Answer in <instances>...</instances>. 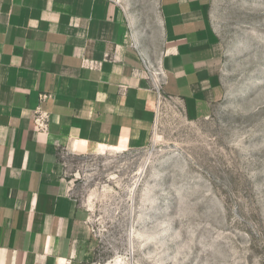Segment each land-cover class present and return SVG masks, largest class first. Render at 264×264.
I'll use <instances>...</instances> for the list:
<instances>
[{"label":"crops","instance_id":"crops-1","mask_svg":"<svg viewBox=\"0 0 264 264\" xmlns=\"http://www.w3.org/2000/svg\"><path fill=\"white\" fill-rule=\"evenodd\" d=\"M210 2L161 0L158 83L116 1L0 0V264L93 259L64 150L145 146L159 97L213 114L225 93Z\"/></svg>","mask_w":264,"mask_h":264},{"label":"rangeland","instance_id":"rangeland-1","mask_svg":"<svg viewBox=\"0 0 264 264\" xmlns=\"http://www.w3.org/2000/svg\"><path fill=\"white\" fill-rule=\"evenodd\" d=\"M152 71L161 0H114ZM224 98L208 118L159 97L145 146L63 161L94 232L88 264H264V0H211Z\"/></svg>","mask_w":264,"mask_h":264},{"label":"built area","instance_id":"built-area-1","mask_svg":"<svg viewBox=\"0 0 264 264\" xmlns=\"http://www.w3.org/2000/svg\"><path fill=\"white\" fill-rule=\"evenodd\" d=\"M144 62L146 64L147 70L149 71V73H151L152 77L154 79H156V82L160 83V76H161V70L160 68L156 71H152V69L149 67L148 62L146 61L145 58ZM48 114L46 112H40L39 116L37 118L38 122H39V126L40 127H45L46 126V120H47Z\"/></svg>","mask_w":264,"mask_h":264},{"label":"bare ground","instance_id":"bare-ground-1","mask_svg":"<svg viewBox=\"0 0 264 264\" xmlns=\"http://www.w3.org/2000/svg\"><path fill=\"white\" fill-rule=\"evenodd\" d=\"M118 150V149H117ZM122 150V149H121Z\"/></svg>","mask_w":264,"mask_h":264}]
</instances>
